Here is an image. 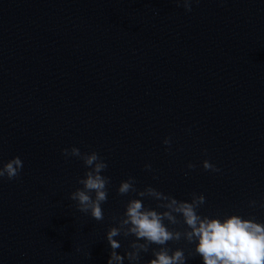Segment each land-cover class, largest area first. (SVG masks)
I'll return each instance as SVG.
<instances>
[{
	"label": "clouds",
	"instance_id": "1",
	"mask_svg": "<svg viewBox=\"0 0 264 264\" xmlns=\"http://www.w3.org/2000/svg\"><path fill=\"white\" fill-rule=\"evenodd\" d=\"M176 3L183 4L185 11L191 12V5L199 3V0H176ZM163 143L171 148V138H165ZM62 155L65 158H79L88 169L84 178L77 181L82 188L71 193L69 199L76 202L79 212L90 214L98 222L102 221L104 213L101 206L107 202L111 183L109 177L102 175L108 168L107 163L97 152L81 153L76 147L63 149ZM202 166L205 171H221L208 160H204ZM187 167L194 170L196 165L188 164ZM22 168L23 162L19 157L7 163L0 161V181L4 178L9 181L17 179ZM145 170L151 171V165L146 164ZM135 185L136 180L129 177L120 183L117 194L125 196L135 193L140 198H151L158 202L156 208L162 211L146 208L142 199H130L123 215L113 217L118 226L107 232L106 239L111 248L107 264H124L125 257L129 264H138L141 253H148L151 245L157 248L152 249L154 258L148 264H186L187 257L183 249L173 251L167 247L169 242L181 240L195 245L189 256L194 253L202 258L203 264H264V223L257 222L255 217L245 219L236 214L224 219L201 216L198 210L206 202L203 195L192 193L191 202H185L150 186L138 191ZM256 206V201L249 202V207ZM259 206L264 208V203ZM121 235L135 238L124 256L117 253L121 244L114 239Z\"/></svg>",
	"mask_w": 264,
	"mask_h": 264
}]
</instances>
